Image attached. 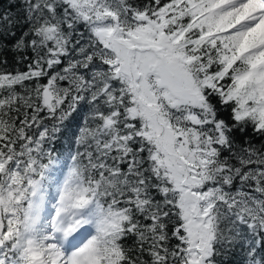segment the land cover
I'll return each instance as SVG.
<instances>
[{
  "label": "snow or ice",
  "instance_id": "1",
  "mask_svg": "<svg viewBox=\"0 0 264 264\" xmlns=\"http://www.w3.org/2000/svg\"><path fill=\"white\" fill-rule=\"evenodd\" d=\"M21 7L0 13V264H264V0Z\"/></svg>",
  "mask_w": 264,
  "mask_h": 264
},
{
  "label": "trees",
  "instance_id": "2",
  "mask_svg": "<svg viewBox=\"0 0 264 264\" xmlns=\"http://www.w3.org/2000/svg\"><path fill=\"white\" fill-rule=\"evenodd\" d=\"M22 0H0V13L7 12L11 17L16 18L17 16L23 17L24 11L23 8L21 7ZM23 31V28H16V35L19 36L20 33ZM11 43V40L8 41ZM31 55V53H29ZM9 65L8 68L9 70H14L17 65H15L14 62H12L11 54H9ZM23 70V65L19 66ZM83 113H77L74 115V118L72 121H70V128L74 131L76 125L80 123L81 116ZM259 141H257L258 143ZM60 145L57 144V147ZM245 260V253L240 250V249H234L231 253L228 254L224 258V264H243Z\"/></svg>",
  "mask_w": 264,
  "mask_h": 264
}]
</instances>
